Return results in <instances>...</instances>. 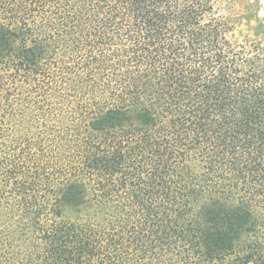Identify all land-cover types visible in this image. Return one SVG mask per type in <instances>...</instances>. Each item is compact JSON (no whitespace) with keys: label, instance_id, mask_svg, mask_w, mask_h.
<instances>
[{"label":"trees","instance_id":"obj_1","mask_svg":"<svg viewBox=\"0 0 264 264\" xmlns=\"http://www.w3.org/2000/svg\"><path fill=\"white\" fill-rule=\"evenodd\" d=\"M235 23L0 0V264H264V44Z\"/></svg>","mask_w":264,"mask_h":264},{"label":"rangeland","instance_id":"obj_2","mask_svg":"<svg viewBox=\"0 0 264 264\" xmlns=\"http://www.w3.org/2000/svg\"><path fill=\"white\" fill-rule=\"evenodd\" d=\"M215 1L223 13L231 15L235 19V26L230 32L232 42L237 44L246 41H256L264 44V0ZM3 210H0L1 217L6 215ZM65 216L75 218V215L71 211H67ZM17 257L19 255H16L15 258L11 257V260L17 262L19 259H22V257L19 259Z\"/></svg>","mask_w":264,"mask_h":264}]
</instances>
